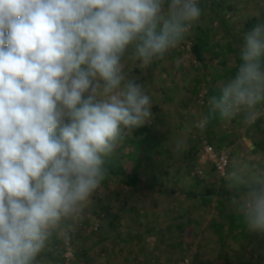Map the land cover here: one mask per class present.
Segmentation results:
<instances>
[{
    "label": "clouds",
    "instance_id": "clouds-1",
    "mask_svg": "<svg viewBox=\"0 0 264 264\" xmlns=\"http://www.w3.org/2000/svg\"><path fill=\"white\" fill-rule=\"evenodd\" d=\"M198 0H0V264H34L62 221L106 179L124 134L151 122V101L121 58L162 60L198 22ZM234 76L200 126L264 104V23L244 34ZM232 201L264 234V176L235 164Z\"/></svg>",
    "mask_w": 264,
    "mask_h": 264
},
{
    "label": "rangeland",
    "instance_id": "rangeland-1",
    "mask_svg": "<svg viewBox=\"0 0 264 264\" xmlns=\"http://www.w3.org/2000/svg\"><path fill=\"white\" fill-rule=\"evenodd\" d=\"M219 3L220 8L216 12L214 7L198 0L202 9L201 21L210 26L215 38L220 35L219 28H223L221 17L228 23L234 22L237 26L234 29L239 30L236 11L240 5L253 3L264 6V0H221ZM226 5H232L235 11L225 10ZM198 23L193 24L180 43L171 48L162 60H154L145 66L140 60H133L131 46L121 58L123 72L128 78H138L137 82L142 84L151 101L153 118L146 124L156 145L140 171L143 177H149V172L156 175L155 188L131 192L118 183L101 184L77 215L62 221L34 264H173L186 255L191 257L192 264H226L218 256L219 245L209 229L217 212L211 207L201 206L200 199L193 194L199 193L200 189L195 181L200 179L201 185L215 184L218 188L224 185L232 191L228 174L235 164L242 165L250 175L264 176V125L259 133L257 130L244 132L252 139L241 141L238 146L242 153L239 154L234 151L232 142L218 143L215 140L219 136L229 139L256 120L264 121V106L259 108L260 115L249 124L242 122L238 125L231 119L211 129L200 126L208 100L203 79L209 78L215 67L219 69L221 60L208 58L204 66L190 55L188 37ZM226 62L231 64L232 60ZM198 79V92L193 93ZM206 143L216 150L224 146L230 148L231 160L224 175L215 170L209 158L200 154ZM128 147L129 142L123 138L112 154L121 158L126 170L130 162L123 155ZM223 179L226 184L222 183ZM160 184L166 186L167 191L161 192ZM230 201L229 209L239 212L232 198ZM100 205L105 211L113 208V214L120 219L115 233L107 224ZM136 209H140L141 214L131 221L129 217ZM119 233L121 237H139L131 240L132 244L122 243L116 241ZM253 236V240L245 242L227 238L225 250L236 249L238 253L235 256L240 262H246L249 252L255 256L259 251L258 238L264 240V234L259 232H253ZM83 249L88 251L86 256L81 254ZM233 260L230 257L228 263L234 264Z\"/></svg>",
    "mask_w": 264,
    "mask_h": 264
},
{
    "label": "trees",
    "instance_id": "trees-1",
    "mask_svg": "<svg viewBox=\"0 0 264 264\" xmlns=\"http://www.w3.org/2000/svg\"><path fill=\"white\" fill-rule=\"evenodd\" d=\"M199 1L207 4L212 3V0ZM221 18V22L224 23L223 17ZM188 39L190 55L195 61L205 66V56L207 55V53L213 51V45L211 42V28L208 25L199 24L195 26L194 29L190 32ZM239 63L240 57L237 58L236 64L232 67V70L229 73V77L235 75ZM218 79H221V77L213 76L209 80H206L205 88L208 96L207 98H209L211 95L219 93V90H216V87L214 85ZM195 84L196 85L194 86L193 93L198 92L197 84L199 83L195 82ZM205 108L207 111V104ZM225 122L226 120L216 119L209 123L206 127L208 129H211L216 125L221 126ZM260 123V121L256 120L254 123L251 124V127L258 128L260 127ZM256 130L257 133H259V129ZM124 140H126V142H129L130 144V147H128L126 153L123 155L124 157L126 156L128 158V162H130L127 163L129 169H125V164L121 161V158L117 157V155H112L106 161L108 174L102 184L112 185L114 183H118L129 189V191L131 192H135L137 190L154 189L156 186V175L154 173L149 172V177H143V172L140 171L144 160L150 157V153L154 151V147L156 145L155 139L151 135L150 127L147 124H144L138 128L133 129L131 132H126L124 134ZM262 142L264 143V139ZM195 182V185H200V189L199 193L193 194L200 199L201 206L211 207L217 212L218 218L215 221H212V223H210L209 229L212 232L214 238L216 239L215 242L217 243V245H219L218 256L223 259L226 264H229L228 260L230 259V257L234 259V264H264V240H260V237L258 238L260 243L259 251H257V254L255 256L254 253L249 252L246 262H240V259L235 256L238 253V251H235L236 249H234L233 251L225 250L224 244L227 238H230L234 241L238 240L242 242L251 241L255 238L253 236V232H250L247 229L242 214L238 213L237 211H230L229 209V204L231 202L230 200L233 195H236V190L232 188L231 191L224 185H220L219 188L215 184L201 185L202 181L200 179H196ZM222 183L226 184L227 181L223 179ZM160 186L158 185L159 189ZM160 191L165 192L167 191V188H161ZM168 191L170 193L169 189ZM90 199H92V195L89 200ZM100 208L104 211V215H106L107 217V224L110 226L113 233H115L116 224L120 222V219L117 215L113 214V208L107 211H105V208L102 205H100ZM117 235L119 238V234ZM87 253V250L83 249V251H81V254H83L84 256H86ZM49 254L52 255V253ZM61 260L62 259L60 258V261Z\"/></svg>",
    "mask_w": 264,
    "mask_h": 264
},
{
    "label": "crops",
    "instance_id": "crops-1",
    "mask_svg": "<svg viewBox=\"0 0 264 264\" xmlns=\"http://www.w3.org/2000/svg\"><path fill=\"white\" fill-rule=\"evenodd\" d=\"M220 1L221 0H212V3H209L208 5H210V7L211 6L214 7L215 11L217 12V9L220 8V5H219V4H221V3H219ZM226 9L228 11H232V10H234V7L232 5H229V6L226 5L225 10ZM261 10H262V12H261ZM236 13H237V15H238L237 17L239 19V21H238L239 22V27H238L239 30L234 29V28H237V26L236 27L234 26V24H235L234 22L228 23V21L224 20L225 24L223 23V28H219L220 35L219 34L217 35L218 38L213 37L211 34V42L213 45V51L207 53V55L205 56L206 60L208 58L211 60H217V59L221 60L219 69H218V67H215L216 70L210 71L209 78L203 79L206 83V80H209L213 76L221 77V79H218L216 81V83L214 84L216 87V90H220V87L222 86V84L230 78L229 73L232 70V67L236 64V60H237V58H239L240 48L242 47V45L244 43V39H243L244 34L248 30H250L255 24L264 23V6H262V5H255L253 3H245L243 6H241V5L239 6V9L236 11ZM198 22L199 23L196 24V26L199 24L205 25L204 23H202L201 17H200ZM234 32L236 34H234ZM228 60H232V63L228 64L226 62ZM206 65L207 64L205 62V66ZM203 74L205 75V73H203ZM195 82L200 83V80L198 79ZM194 86H195V83H194ZM261 106H264V104L259 105L258 108H262ZM232 121L238 125L242 124V120H241V117L239 115L237 117L233 118ZM257 121L261 122L259 124L260 127H258V128L251 127V124H250L245 129H243V131L236 133L235 135H233L229 139H225V137L219 136V137L215 138V140L218 143H220L222 141H225L228 143L232 142L235 145L234 151L236 152V154L242 153L241 148L238 145L241 143V141L246 142L248 140L251 141L250 139H252V137H248L247 134H245L244 132L245 131L249 132L250 130L256 131V129L260 130L261 126L264 125V121L262 119L257 120ZM240 135H241V137H240ZM251 149H255V148H252V146H251ZM165 187L166 186H164L162 184L160 186V188H164V189H165ZM230 211H232V210H230ZM238 213H240V212H238ZM140 214H141V210L136 209L135 212L132 215H130L129 218L132 221L133 218H135V219L139 218ZM217 218L218 217H215L213 219V221H215ZM137 237H139V236L129 235L127 237L121 238V235L119 233L120 239L117 238L116 241H119L122 243L132 244L131 240L133 241ZM166 242H168V241H166ZM134 244L137 245V243H134Z\"/></svg>",
    "mask_w": 264,
    "mask_h": 264
},
{
    "label": "built area",
    "instance_id": "built-area-1",
    "mask_svg": "<svg viewBox=\"0 0 264 264\" xmlns=\"http://www.w3.org/2000/svg\"><path fill=\"white\" fill-rule=\"evenodd\" d=\"M200 100L201 99H199V101ZM200 154L202 157L209 158L218 173L221 175L225 174L231 160V150L229 147L224 146L219 150H216L211 144L206 143ZM173 264H192V260L189 255H186L185 257L176 260Z\"/></svg>",
    "mask_w": 264,
    "mask_h": 264
}]
</instances>
